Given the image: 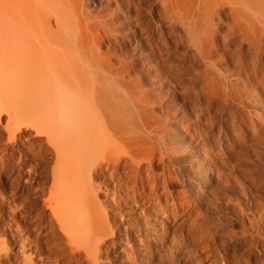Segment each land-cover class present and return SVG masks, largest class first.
I'll use <instances>...</instances> for the list:
<instances>
[{"label": "bare ground", "instance_id": "6f19581e", "mask_svg": "<svg viewBox=\"0 0 264 264\" xmlns=\"http://www.w3.org/2000/svg\"><path fill=\"white\" fill-rule=\"evenodd\" d=\"M131 1L144 7L145 32L158 37L195 124L212 123L220 100L232 104L221 110L228 114H243L253 101L264 114V0ZM80 4L0 0V125L7 133L0 143V264H78L79 258L129 264L122 237L141 242L149 226L168 234V244L183 233L208 252L210 242H219L206 264L264 258L261 221H254L253 233L224 231L216 241L182 200L162 189L174 162L170 156L164 162V130L148 113L151 103L113 66L108 17L100 20L106 36L89 40L90 11ZM249 127L255 136L264 131L262 122ZM189 130L184 127L193 145L204 137ZM17 139L38 159L26 169L5 158ZM233 211L247 217L244 208Z\"/></svg>", "mask_w": 264, "mask_h": 264}, {"label": "rangeland", "instance_id": "374dc122", "mask_svg": "<svg viewBox=\"0 0 264 264\" xmlns=\"http://www.w3.org/2000/svg\"><path fill=\"white\" fill-rule=\"evenodd\" d=\"M79 2L90 11L91 28L87 30L89 40L97 35L106 36L100 20L108 17L110 25L107 38L113 54V66L117 73L127 74L122 80L127 81L130 90H135L139 93L137 95L151 103L148 113L158 119L161 129L164 130L162 145L164 162H168L170 156L169 161H174V165L170 161L172 171L169 173L166 171L165 177L161 178L160 186L164 183L162 189L174 195L177 201L182 200L181 202L189 208V212L194 213V218L214 234L213 239H217L216 241L226 235L224 231L233 230L239 233L249 231L254 221H261L264 227V131L255 136L249 130L252 123H264V114L257 109L255 101L243 107V114L235 115L221 111L229 110L232 104L220 100V104L214 112L212 111V123L200 122L198 126L194 123L196 118L191 113V104L186 100L181 85L176 84L174 70L164 63L158 37L145 32L144 7L131 0H79ZM168 56L174 59L172 51ZM116 79L119 78L115 77V82ZM240 120L243 122L240 123ZM184 127L190 129L191 134L193 130L201 131L204 137L193 145ZM180 133L183 135L182 140L172 139ZM6 138L7 133L0 125V143H4ZM184 146L186 150L181 151ZM190 150L197 153L195 158L189 154ZM5 158L16 170L19 167L26 169L24 166L26 163L34 164L38 160L29 154L20 139L7 145ZM160 170V167H155L156 172ZM215 170L220 172V177ZM162 189L160 191L165 192ZM256 189L261 192L257 194ZM38 197L42 199L44 195L40 194ZM16 201L20 202L21 199L17 198ZM239 207L246 210L248 218L242 214L240 217L236 216L233 210L239 211ZM142 218L141 216L140 220ZM132 226L138 228V225ZM149 227L147 238L143 231L140 232L141 242L129 238L128 243L122 237L130 254L129 264H196L199 257L204 261L208 250L193 242L185 233L168 244L164 243V236L167 241L170 240L168 234H164L157 226ZM249 232L253 233L252 230ZM114 233L116 234L115 231ZM0 241L3 239L0 238ZM212 242L209 243L211 256L221 248L219 242L215 245ZM8 249L14 252L16 247L10 245ZM47 254L48 250L44 248L40 256L46 258ZM225 257L228 261L233 260V254L229 252ZM105 262L114 264L112 261ZM84 263V258L78 259V264ZM204 263L206 264L205 261ZM3 264H7V261L4 260ZM245 264H264V258L260 257Z\"/></svg>", "mask_w": 264, "mask_h": 264}]
</instances>
